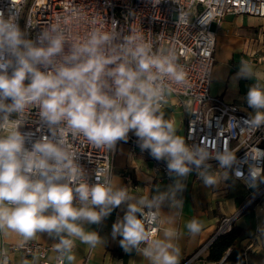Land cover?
Masks as SVG:
<instances>
[{
  "label": "clouds",
  "instance_id": "obj_1",
  "mask_svg": "<svg viewBox=\"0 0 264 264\" xmlns=\"http://www.w3.org/2000/svg\"><path fill=\"white\" fill-rule=\"evenodd\" d=\"M45 38L46 48L32 46L22 39L18 25L0 14V53L6 50L15 57L13 66L0 54V113H20L30 104L38 105L48 125L63 122L65 128L83 135L97 147L113 148L117 141H126L133 131L142 151L148 150L156 160H166L169 173L180 177L190 173L188 165L199 168L209 158L207 147L187 146L183 137L176 135L175 122L165 120L160 111L164 78L175 84H183L186 79L187 74L175 62V56L150 55L143 43L129 46L139 37H130L127 44L120 46L119 53L105 54L101 45L108 41V35H93L75 50L71 66L62 64L42 72L37 65H51L63 46L58 35ZM21 45L25 51H20ZM9 67H13L10 75ZM241 71L244 77L250 75L246 67ZM107 78L112 81L111 94ZM246 99L248 106L257 111L251 120L243 122L259 127L264 124V112L259 111L264 109V90L258 85L250 87ZM3 119L5 124L0 127L9 123L14 127L0 138V231L15 232L25 240L38 232L55 234L59 237L57 252L61 256L69 253L67 259L72 261L73 237L93 248L101 243L96 232L85 231L79 222L98 224L126 204L123 217L112 225L113 239L121 237L119 244L124 252L139 250L144 243L143 255L152 264H178L179 249L171 243L175 230L165 229V239L150 240L145 227L158 223V211L154 209L160 208L167 194L136 198L128 188H114L107 179L89 185L76 163L75 153L48 137L26 151L19 122L9 121L7 115ZM214 158L221 168H232L236 159L227 146ZM200 175L206 186L217 182L206 171ZM236 175L242 173L237 171ZM34 176L39 179H33ZM181 187L176 184L177 189ZM75 200L79 206L74 205ZM176 204L180 206L181 202ZM49 210L51 214H46ZM186 227L192 234L201 230L196 219Z\"/></svg>",
  "mask_w": 264,
  "mask_h": 264
},
{
  "label": "built area",
  "instance_id": "obj_2",
  "mask_svg": "<svg viewBox=\"0 0 264 264\" xmlns=\"http://www.w3.org/2000/svg\"><path fill=\"white\" fill-rule=\"evenodd\" d=\"M0 14L6 20L11 18L18 25L22 39L34 47L46 48L48 39L45 37L58 35L62 38V51L52 58V64L37 65L42 72L62 64L71 66L75 50L86 44L93 35H108V41L101 45L105 54L119 53L120 46L127 44L130 37H139L129 46L143 43L149 48L150 55L176 57L175 62L186 72V79L183 84H175L164 78L161 108L169 97L175 98L177 106L185 114V144L192 149L207 147L209 152V158L203 165L199 168L188 165L191 171L182 178L199 181L204 169L215 173L226 169L230 179L241 183L248 195L240 209L222 218L214 235L180 264L197 261L216 237L229 232L246 210L258 206L264 199V124L257 127L243 122L254 117L247 103H227L210 93L215 47L213 25L228 15L264 19V0H0ZM20 51H25L23 45ZM0 54L15 65V57L8 51ZM132 66L135 67L134 64ZM7 71L10 75L13 67ZM28 83L26 80L25 85ZM107 83L111 94L110 78H107ZM5 115L9 121L19 122L18 130L24 137L26 151H31L33 144L43 137L53 142L59 141L75 153L76 163L89 185L104 183L106 179L111 182L116 145L113 148L97 147L83 135L65 128L63 122L48 125L35 104L28 105L20 113H0V125L5 124ZM13 127L10 123L0 127V138L6 137ZM118 142L122 141L116 144ZM123 142L131 146L132 152H142L155 171L162 175L163 181L173 180L176 174L169 173L166 160H156L148 150L142 151L129 135ZM224 146L236 158L232 168H221L214 158ZM237 171L242 175L237 176ZM252 172H257V175L253 176ZM32 178L39 179L38 176ZM125 181L126 185L130 182L128 177H125ZM74 205L79 206L78 200L74 201ZM159 223L158 216L157 224L145 225L150 240L156 239ZM153 229L156 231L153 232ZM57 243L59 237L49 246L26 241L9 247L7 251L0 248V264H6L9 255L14 252L21 255L23 263L60 264L62 260L66 264L65 254L61 256L55 248ZM145 246L142 243L139 250L142 251ZM48 253L53 255L51 260L47 259Z\"/></svg>",
  "mask_w": 264,
  "mask_h": 264
},
{
  "label": "crops",
  "instance_id": "obj_3",
  "mask_svg": "<svg viewBox=\"0 0 264 264\" xmlns=\"http://www.w3.org/2000/svg\"><path fill=\"white\" fill-rule=\"evenodd\" d=\"M213 30L215 47L211 81L214 85L212 91L210 87V93L221 97L227 103H247L246 94L250 87L258 85L264 90V19L228 15L215 23ZM245 67L250 69V75L247 77H244L241 71ZM160 111L165 120L175 122L176 135L184 139L185 114L177 106L176 99L169 97ZM256 111L250 108L252 116H255ZM259 111L264 112V109ZM128 135L138 143L133 131ZM205 171L208 175L216 177V184L206 186L202 178L199 181H190L177 175L173 176L171 182H166L142 152H132L131 146L123 141L115 146L112 187H126L130 195L136 198L151 199L162 193L167 194L160 208L154 209L158 211L160 218V230L156 239H165V229L175 230L176 235L171 239V243L179 249L178 264L202 247L214 235L220 219L235 213L248 196L241 183L230 179L226 169L216 173L208 169L201 172ZM125 177L130 180L127 185ZM177 183L182 186L180 189L176 188ZM177 201L181 202L180 206H177ZM125 211L126 204L114 209L108 217L103 218L101 228L97 232L96 224L80 221L85 231L98 234L101 243L93 248L73 237L74 246L70 254L75 259L69 261V253H65L66 264H152L143 255V251L132 249L131 253H125L119 244L121 237L113 239L112 225L118 218L123 217ZM46 214H51V210ZM192 219L201 224V230L196 234L190 233L186 227ZM234 226L241 229L235 247L242 250L246 264H264V199L258 206L241 215L234 222ZM62 235L66 237V234ZM57 238L55 234L38 232L33 238L25 240L19 234L5 229L0 231V248L7 251L9 247L26 241L49 246ZM229 252L230 250L226 253ZM205 254L206 252L192 264H213L200 260ZM52 258V253H48L47 259ZM6 264L37 262L23 263L21 255L14 252L9 255Z\"/></svg>",
  "mask_w": 264,
  "mask_h": 264
},
{
  "label": "trees",
  "instance_id": "obj_4",
  "mask_svg": "<svg viewBox=\"0 0 264 264\" xmlns=\"http://www.w3.org/2000/svg\"><path fill=\"white\" fill-rule=\"evenodd\" d=\"M241 234V229L232 225L229 232L222 234L212 242L208 247L204 258L200 260L219 264L228 250V256L221 262V264H246L242 250L235 247V242Z\"/></svg>",
  "mask_w": 264,
  "mask_h": 264
},
{
  "label": "rangeland",
  "instance_id": "obj_5",
  "mask_svg": "<svg viewBox=\"0 0 264 264\" xmlns=\"http://www.w3.org/2000/svg\"><path fill=\"white\" fill-rule=\"evenodd\" d=\"M213 85H214V83H213V81H211V85H210V87H211V91H212V86H213ZM118 144H119V142L117 143V145H118ZM244 202H245V201H244ZM244 202H243V203H244ZM243 203H242V205H243ZM242 205H241V206H242ZM241 206H240V207H241ZM240 207H239V209H240ZM250 209H251V208H250ZM248 210H249V209H248ZM248 210H246V212H247ZM244 213H245V212H244ZM244 213H243V214H244ZM243 214H242V215H243ZM227 217H228V216H227ZM221 219H222V218H221ZM221 219H220V220H221ZM102 220H103V219H102ZM101 224H102V221H101L100 223L96 224V232L100 230V228H101Z\"/></svg>",
  "mask_w": 264,
  "mask_h": 264
},
{
  "label": "water",
  "instance_id": "obj_6",
  "mask_svg": "<svg viewBox=\"0 0 264 264\" xmlns=\"http://www.w3.org/2000/svg\"><path fill=\"white\" fill-rule=\"evenodd\" d=\"M228 256V253L225 254V256L223 257V259L221 260V262ZM221 262L219 264H221Z\"/></svg>",
  "mask_w": 264,
  "mask_h": 264
}]
</instances>
